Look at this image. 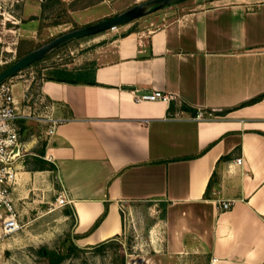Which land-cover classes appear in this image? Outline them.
I'll use <instances>...</instances> for the list:
<instances>
[{
	"label": "crops",
	"instance_id": "1",
	"mask_svg": "<svg viewBox=\"0 0 264 264\" xmlns=\"http://www.w3.org/2000/svg\"><path fill=\"white\" fill-rule=\"evenodd\" d=\"M58 1L69 20L53 27L83 28L151 0ZM51 3L3 7V47L37 36L55 14ZM143 18L119 34L91 36L107 35L92 41L83 65L63 68L89 67L95 85H14L20 114L37 111L41 97L67 120L52 138L19 122L17 209L32 195L65 191V220L81 244L95 247L123 236L126 213L153 204L163 217V263L264 264V98L253 102L264 96V0H193ZM136 90L178 100L137 104ZM199 112L214 119H191ZM221 201L232 209L221 211Z\"/></svg>",
	"mask_w": 264,
	"mask_h": 264
},
{
	"label": "rangeland",
	"instance_id": "2",
	"mask_svg": "<svg viewBox=\"0 0 264 264\" xmlns=\"http://www.w3.org/2000/svg\"><path fill=\"white\" fill-rule=\"evenodd\" d=\"M50 10L55 14L48 15V18L44 20L46 23L42 25L40 32L33 39L22 38L18 42L19 44L7 48H4L0 43V74L30 52L80 28L71 25H64L61 28L53 27L57 22H67L69 19L66 13L67 9L61 3H51ZM119 31L110 30L107 35L119 34L121 32ZM107 35L75 40L52 52L45 61L23 70L8 79L7 82H11L13 85L18 82H29L32 84V89L37 90L44 80L51 77L52 70L67 67L75 69L83 65L86 55L95 51L92 49L95 48L92 41L100 40L101 37H107ZM37 95L38 93H36ZM32 96L34 94L26 95V102L32 103ZM28 98L30 99L27 101ZM35 128L46 131V126L39 123ZM35 128L32 131L38 132ZM31 163L35 166L34 161ZM58 196L52 192L46 193L44 199L32 195L30 205L21 204L18 207L23 227L17 235L5 241L0 247V264L1 262L7 264H48L49 259L40 252L42 249L63 259L61 264H165L161 259L163 250L158 247L163 240V230L161 231L163 217L159 206L145 205L144 211L134 217H130L126 213L123 236L103 248L94 249V247L80 243L78 236L74 233L72 220H65L66 208L59 209L57 207ZM170 264L180 263L174 261ZM186 264L200 263L193 259L188 260Z\"/></svg>",
	"mask_w": 264,
	"mask_h": 264
},
{
	"label": "built area",
	"instance_id": "3",
	"mask_svg": "<svg viewBox=\"0 0 264 264\" xmlns=\"http://www.w3.org/2000/svg\"><path fill=\"white\" fill-rule=\"evenodd\" d=\"M44 2V0H38ZM13 3H21V0H0V10ZM118 29V28H117ZM113 29V30H117ZM14 85L5 81L0 85V247L5 241L12 239L22 230L21 214L19 213L14 197V190L18 182L17 162L20 154V127L22 120H31L35 123L46 126V134L49 138L55 137L58 128L67 122L54 116V105L40 97L39 109L33 113L20 114L18 103L14 95ZM133 99L137 104L142 103H164L171 106L178 97L163 92H141L133 91ZM180 119V115L171 116ZM196 121H211L214 115L211 113L199 112L191 117ZM239 159L236 164L240 165ZM57 207L66 208L72 204L65 191L57 198ZM221 211H229L233 202H220Z\"/></svg>",
	"mask_w": 264,
	"mask_h": 264
},
{
	"label": "water",
	"instance_id": "4",
	"mask_svg": "<svg viewBox=\"0 0 264 264\" xmlns=\"http://www.w3.org/2000/svg\"><path fill=\"white\" fill-rule=\"evenodd\" d=\"M188 1L193 0H151L141 5H137L115 17L66 33L54 39L49 44L30 52L4 70L0 74V85L23 70L45 59L52 52L65 47L67 44L75 40L95 36L103 32L123 27L159 10Z\"/></svg>",
	"mask_w": 264,
	"mask_h": 264
},
{
	"label": "trees",
	"instance_id": "5",
	"mask_svg": "<svg viewBox=\"0 0 264 264\" xmlns=\"http://www.w3.org/2000/svg\"><path fill=\"white\" fill-rule=\"evenodd\" d=\"M53 1L55 3H59L58 0H53ZM49 57H50V55L47 58L37 62L36 64H34L32 66H35L38 63L45 61ZM32 66H30V67H32ZM50 79L58 81V82L69 83V84H89V85H95L96 84L95 80L93 78V72H92V70L89 69V67L83 68L82 70H79V71H69L67 69H55V70H53V73H51ZM262 98H264V96L259 97L258 99H256L253 102L260 101ZM36 161L41 164L40 166L38 165V167H40L41 170H46L47 167H45V165H46L45 162H43L41 159H36ZM55 169L56 168L53 165H51L49 167V170H55ZM65 213L66 214H72V212L70 210L65 211ZM104 217H105V215L99 220V222L97 223V225L95 227L99 226V224L102 222ZM112 242H114V240H111V241L102 243L100 245H97L94 247V249L103 248ZM40 252L43 254L44 257L49 259L48 264H61V262L63 261V259L56 257L54 255V253H52L46 249H42Z\"/></svg>",
	"mask_w": 264,
	"mask_h": 264
}]
</instances>
